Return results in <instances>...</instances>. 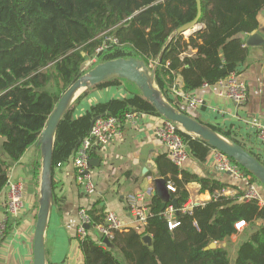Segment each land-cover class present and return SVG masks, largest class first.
Masks as SVG:
<instances>
[{
  "label": "trees",
  "instance_id": "1",
  "mask_svg": "<svg viewBox=\"0 0 264 264\" xmlns=\"http://www.w3.org/2000/svg\"><path fill=\"white\" fill-rule=\"evenodd\" d=\"M200 4L199 23L203 27L185 42L182 35L169 37L195 17V0H0V136L2 152L9 159L4 161L0 156V193L8 182L7 168L37 142L61 94L94 65L134 57L152 68L158 61L155 84L172 105L186 114L178 104L179 98L170 97L177 75L182 78L181 90L190 93L204 83L214 85L238 71L246 58L240 34L257 29V15L264 0H200ZM110 34L118 44L96 53L104 36ZM189 46L196 47L195 55L181 57ZM93 56L95 61L82 69ZM121 82L128 83L117 78L101 82L72 102L55 133L53 168L73 159L93 118L113 116L122 124L127 112L158 115L136 89L127 97L96 103L82 115L73 116L75 105L89 90ZM205 124L231 137L230 131ZM178 132L191 154L205 161L212 148L193 135ZM89 156H95L92 149ZM230 161L249 178L248 184L263 187ZM155 164L174 188L169 190L170 199L164 208L154 193L147 204L146 221L138 222L137 228L114 231L107 247L101 234L93 235L95 226L104 223L106 213L96 201L86 209L91 221L85 236L74 237L83 264H264V205L258 199L244 200V191L236 186L182 169L165 155L157 157ZM190 182H197L200 192L207 191L210 200L187 208L185 185ZM228 188L235 189V194H224ZM239 220L251 230L239 242L231 260L222 243L237 233L234 224ZM170 221L177 225L170 229ZM145 235L151 237V245L142 241ZM213 242L216 245L208 247Z\"/></svg>",
  "mask_w": 264,
  "mask_h": 264
},
{
  "label": "crops",
  "instance_id": "2",
  "mask_svg": "<svg viewBox=\"0 0 264 264\" xmlns=\"http://www.w3.org/2000/svg\"><path fill=\"white\" fill-rule=\"evenodd\" d=\"M257 20V28L264 30V6L258 12ZM201 27L203 25L198 23L182 33L183 40L187 42L188 37ZM248 34H240L246 50V58L239 64L237 71L246 87L244 103L239 105L219 95L217 84H207L190 92L203 101V106L198 110L192 112L184 104H178L191 117L241 137L244 147L258 157L261 148L255 137V125H264V43L247 45L245 39ZM196 50V47L189 46L181 57H193ZM220 57L223 59L222 54ZM181 86L182 78L177 75L175 87L181 90ZM131 92L134 91L125 82L89 90L75 105L73 116L82 115L96 103L111 98L127 97ZM170 93V97L174 98L171 90ZM162 121L161 116L143 113L135 123L124 121L121 124L120 137L106 145L93 148L95 156L90 158L87 170L93 187L87 193L82 191L77 181V171L72 160L59 162L61 163L59 167L57 164L54 166L53 204L44 235L46 264H83L77 240L74 239L79 223L78 211L80 208L88 209L96 201H100L98 207L103 208L104 212L110 211L117 215L122 229L139 226L138 221L129 212L128 196L142 194L147 205L155 193L153 179L156 174L161 176L155 159L160 155L167 156L166 147L155 133ZM215 154L216 150L211 149L203 162L189 157L181 168L199 176L219 179L245 191L249 178L244 177L242 173L217 171ZM0 156L6 158L3 152H0ZM40 170L41 154L36 142L25 150L18 162L7 168L8 181H23L25 213L16 223L9 222L6 234L1 237L0 264H32V236L38 206ZM256 187L258 189L255 184ZM185 188L189 194L187 208L210 200L207 191H199L200 185L197 182H190ZM260 189L258 191L263 200L259 199V203L264 204V193ZM235 192V189L228 188L224 194L232 195ZM4 196L5 188L0 193V219L4 217L2 205ZM244 229H248L246 233L251 227L246 226L226 239L235 243V249L246 236L242 234ZM94 231V237H100L99 231L96 229ZM226 240L223 246L226 245Z\"/></svg>",
  "mask_w": 264,
  "mask_h": 264
},
{
  "label": "water",
  "instance_id": "3",
  "mask_svg": "<svg viewBox=\"0 0 264 264\" xmlns=\"http://www.w3.org/2000/svg\"><path fill=\"white\" fill-rule=\"evenodd\" d=\"M195 3V17L191 21L177 27L169 38L181 35L198 25L201 15L200 0H195ZM245 43L247 45H262L264 43V30L257 28L249 33L245 39ZM85 64L86 61L84 62V66ZM157 65L158 61L149 69L143 60L134 57L106 60L84 72L61 94L36 142L41 154V170L38 206L32 236V264H46L44 235L53 204V147L58 125L69 106L83 91L107 80L117 78L133 84L141 96L152 104L157 114L163 117V119L173 122L182 131L197 137L212 149L226 155L250 173L264 188V165L244 147L242 138L236 135L225 137L207 124L198 121L172 105L155 84ZM221 72L224 73L225 69H222ZM95 118L92 119L91 125ZM186 149L189 157L195 158L191 154L188 145H186ZM2 159L9 161L7 158ZM153 187L156 195L162 201L161 207L164 208L166 201L170 199L169 188L167 187L165 178L156 174V177L153 179ZM172 202L175 204L176 200L172 199ZM88 228L89 226H86V229ZM142 241L151 245V237L149 235L143 236ZM103 244L109 247V239L104 237ZM215 245L216 243L213 242L208 247H214Z\"/></svg>",
  "mask_w": 264,
  "mask_h": 264
},
{
  "label": "built area",
  "instance_id": "4",
  "mask_svg": "<svg viewBox=\"0 0 264 264\" xmlns=\"http://www.w3.org/2000/svg\"><path fill=\"white\" fill-rule=\"evenodd\" d=\"M118 44V40L113 35H105L101 45L96 48L95 52L104 51L109 46ZM95 61V56L88 58L86 64L82 69H85L88 65ZM219 86V95L227 97L236 104H243L246 100V87L244 82L239 78L237 71L231 72L227 77L219 80L216 83ZM207 85V84H203ZM173 97L179 98V103L185 105L187 109L194 112L203 106L202 99L192 95L191 93H185L174 86L171 88ZM143 113L140 112H127L125 114V120L129 123H135L137 118ZM179 126L169 120L163 119L160 126L155 130L156 136L161 143L167 149V156L173 164L181 167L189 158V154L186 149V143L179 134ZM182 131V130H181ZM121 135V123L117 118L113 116L100 115L97 116L90 127L87 137H85L79 148L76 151L75 156L72 159V164L76 167L77 181L84 192H89L92 189V182L89 179L88 167L91 149L108 144L115 138ZM255 137L261 148L259 150V161L264 165V125H255ZM215 168L217 171L224 173L241 174L239 168L230 161V159L219 151L215 154ZM61 163H57L59 167ZM169 190L174 191L171 185H167ZM23 181H8L5 186V196L3 200L4 217L0 219V238L4 235L7 224L16 223L25 213L24 201H23ZM258 199V194L254 184H248L245 189L242 199ZM259 200V199H258ZM261 205H264L261 203ZM128 208L130 214L139 223H144L148 215L149 209L144 202V195L136 194L128 196ZM169 212L172 211L170 207ZM79 223L76 227V234L80 237L85 236L86 226L90 224V217L86 213V209L80 208L78 211ZM177 225L175 221L168 223L169 228H173ZM247 226L244 220H239L234 224V228L237 232L243 230ZM95 229L99 231L101 236L110 239L114 231L122 230V225L117 215L113 212H106L104 223L102 225H96Z\"/></svg>",
  "mask_w": 264,
  "mask_h": 264
},
{
  "label": "rangeland",
  "instance_id": "5",
  "mask_svg": "<svg viewBox=\"0 0 264 264\" xmlns=\"http://www.w3.org/2000/svg\"><path fill=\"white\" fill-rule=\"evenodd\" d=\"M89 66L90 65H88L86 68H85V70L86 69H88L89 68ZM150 69V68H149ZM86 72V71H85ZM128 84V83H127ZM128 86L133 90V91H136V88L134 87V86H132V85H130V84H128ZM1 143H2V137L0 136V152H2V147H1ZM255 185V184H254ZM258 186V189H260L261 191H263V193H264V188L263 187H261V186H259V185H257ZM258 189H257V187H256V191H257V194H258V199H262L261 198V195H260V192L258 191ZM263 200V199H262ZM248 229H244V231H243V233L242 234H247V232L245 233V231H247ZM223 243H225V241L223 242ZM222 243V244H223ZM237 243V242H236ZM224 246H226V248H227V250H228V254L230 255V259L232 260V256H233V253H234V251H235V243L234 242H231V241H229V240H226V245H224Z\"/></svg>",
  "mask_w": 264,
  "mask_h": 264
}]
</instances>
